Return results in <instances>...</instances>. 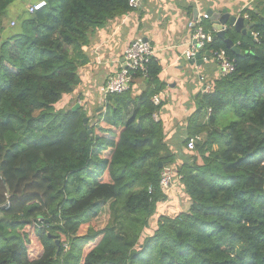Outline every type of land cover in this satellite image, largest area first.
Returning <instances> with one entry per match:
<instances>
[{
    "label": "trees",
    "instance_id": "trees-1",
    "mask_svg": "<svg viewBox=\"0 0 264 264\" xmlns=\"http://www.w3.org/2000/svg\"><path fill=\"white\" fill-rule=\"evenodd\" d=\"M14 1L0 0V264H264V0L245 10L258 41L226 31L247 54L217 34L208 45L235 71L210 82L188 118L184 142L206 136L202 162L173 164L188 210L161 216L142 243L167 197L160 163L176 159L154 117L160 87L109 95L95 122L84 106L57 108L79 84L91 34L128 0H46L6 25ZM160 72L151 57V85Z\"/></svg>",
    "mask_w": 264,
    "mask_h": 264
},
{
    "label": "crops",
    "instance_id": "crops-1",
    "mask_svg": "<svg viewBox=\"0 0 264 264\" xmlns=\"http://www.w3.org/2000/svg\"><path fill=\"white\" fill-rule=\"evenodd\" d=\"M37 1L31 0L28 5ZM254 3L255 0H144L139 8H131L123 17L110 21L91 34L87 47L89 60L80 67L79 84L73 93L65 95L61 108L74 99L72 107L80 103L86 107L87 116L95 122L98 114H93L92 110L104 109L106 102L102 99L101 87L118 70L125 47L135 38H147L161 72L154 85L146 78L137 77L129 89L133 97H138L146 90L160 87L156 94L161 95L162 103L155 113L156 120L162 121L165 141L176 154L188 136L187 122L197 109V95L220 76L214 59L199 65L185 58L184 53L192 44L194 8L198 9V16L209 13L211 9H227L231 14L245 16L248 14L245 10L252 8ZM9 19L5 20L6 25L15 21ZM203 25L209 31L215 30L210 18L205 19ZM238 35L240 38L244 36L241 32ZM134 109V104L130 103L129 110Z\"/></svg>",
    "mask_w": 264,
    "mask_h": 264
},
{
    "label": "built area",
    "instance_id": "built-area-1",
    "mask_svg": "<svg viewBox=\"0 0 264 264\" xmlns=\"http://www.w3.org/2000/svg\"><path fill=\"white\" fill-rule=\"evenodd\" d=\"M143 1L144 0H128V3L131 8L137 9L142 5ZM46 4V0H39L31 4L28 10L30 13H34L46 6ZM245 17L250 19L248 14L245 15ZM208 18L209 14L204 13L199 15L196 20L192 21V44L191 47L185 51L184 55L187 60L192 61L195 59L196 54L200 52L203 62L214 59L218 65L220 76H226L235 71V59L232 58L224 48H211L205 52L208 45L213 42L215 34H217L216 30L209 31L203 25L204 20ZM12 24L14 25L15 21H13ZM228 28V25L224 26L226 31ZM258 38V33L253 32V39L258 41ZM153 56V46L148 40H145L144 37H138L130 41L125 47L118 70L116 73L110 75L101 87L103 101L111 94H121L127 91L130 87V83L138 76L146 78L148 63ZM210 91L211 85L208 84L203 87L202 92L208 93ZM152 101L155 105H160L162 103L161 95L159 93L154 94ZM154 117L157 119L156 114ZM200 138V135L191 138L189 145L192 146L194 142L200 140ZM159 184L161 191L166 195L175 191L177 187L184 188L182 175L177 172L176 166L173 164H165L162 167ZM149 191L150 193L153 191L152 186L149 187Z\"/></svg>",
    "mask_w": 264,
    "mask_h": 264
},
{
    "label": "rangeland",
    "instance_id": "rangeland-1",
    "mask_svg": "<svg viewBox=\"0 0 264 264\" xmlns=\"http://www.w3.org/2000/svg\"><path fill=\"white\" fill-rule=\"evenodd\" d=\"M31 0H15L7 9L5 13V20L9 18H13L15 20V24L13 25L11 23V26H16L18 24V19L21 20L23 16L26 14L25 13V7H28V2ZM17 18V19H16ZM11 21V19H9ZM74 103L73 100H69L65 107L62 108L61 110L69 109L72 107ZM57 108H61V103L57 106ZM84 112L88 113L86 110V107L84 108ZM100 111L97 110H92L93 114H98ZM96 117H94L95 119ZM206 140L205 135H201L200 140L195 141L194 144L191 146L189 143H183V146L177 150L175 154V158L173 159L170 164H177L181 165L184 163H193L194 161L197 162H202V154L199 151L198 148L204 143ZM214 149L217 150L218 146L215 144ZM173 151V150H172ZM168 164V163H164ZM163 167V166H162ZM190 205V199L185 193L184 188H176L175 193H169L167 197L162 200V201H157L154 211L151 214L148 224L146 227L142 229L141 235H140V243H142L146 237V235H152L155 230L158 229V222L161 216H174L177 215L178 213L182 211H187Z\"/></svg>",
    "mask_w": 264,
    "mask_h": 264
},
{
    "label": "water",
    "instance_id": "water-1",
    "mask_svg": "<svg viewBox=\"0 0 264 264\" xmlns=\"http://www.w3.org/2000/svg\"><path fill=\"white\" fill-rule=\"evenodd\" d=\"M209 18L212 21L213 27L217 32V35L224 39L230 47V49L237 55H245L248 52L243 50L241 47H239L238 44H235L234 41L231 38H227L226 30L224 29L225 25H228L230 27L235 28L236 31L241 32L244 35H247L248 37L253 38V26L258 24V22L251 21L250 19H247L245 16L241 15H235L228 12L227 9L222 10H209ZM198 17V9L194 8V18L193 20H196ZM147 40V38H144ZM202 64V54L198 52L196 54V57L194 60H192V63ZM81 106L80 103H76L73 106V110L76 111ZM102 107L98 109V111H101ZM89 117H85V122H87ZM160 166H163V163H160ZM57 244L59 245V241L57 240Z\"/></svg>",
    "mask_w": 264,
    "mask_h": 264
},
{
    "label": "clouds",
    "instance_id": "clouds-1",
    "mask_svg": "<svg viewBox=\"0 0 264 264\" xmlns=\"http://www.w3.org/2000/svg\"><path fill=\"white\" fill-rule=\"evenodd\" d=\"M248 15H249V14H248ZM243 16H244V15H243ZM250 20H251V18H250ZM228 27H229V26H228ZM252 39H253V38H252ZM188 143H189V142H188ZM164 165H165V164H164ZM164 165H163V166H164Z\"/></svg>",
    "mask_w": 264,
    "mask_h": 264
}]
</instances>
